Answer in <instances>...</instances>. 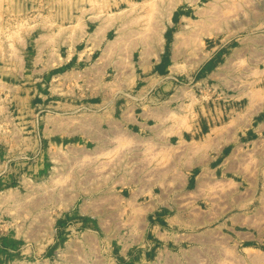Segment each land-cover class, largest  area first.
I'll return each mask as SVG.
<instances>
[{"label": "rangeland", "instance_id": "374dc122", "mask_svg": "<svg viewBox=\"0 0 264 264\" xmlns=\"http://www.w3.org/2000/svg\"><path fill=\"white\" fill-rule=\"evenodd\" d=\"M98 24L121 25L116 35L127 43L160 38L162 32L163 65L172 60L168 70H158L173 75L180 90L170 97L171 88L155 82L157 98L172 102L168 124L197 117L212 97L230 101L233 79L226 86L199 80L210 67L242 68L245 80L264 71V0H0V264H264L256 249L236 247L228 235L212 233L204 245L194 241L192 234L203 226L186 221L183 159L166 142L143 141L118 126V118L96 121L85 115L88 110L72 111L84 116L71 124L88 135L57 137L43 154L48 78L30 76V59L62 53L64 47L53 45L57 35L50 36L58 33L57 25ZM120 48L108 68L98 71L96 83L84 84L82 90L92 92L77 98L68 79L54 80L61 90L51 96V114L59 112L60 101L120 103L126 89L143 85L129 73L142 46ZM92 52L98 64L106 60L101 47ZM249 86L243 88L255 87ZM153 197L163 209L154 218L160 238L144 248L146 234L154 237L148 217ZM177 211L179 218L163 219Z\"/></svg>", "mask_w": 264, "mask_h": 264}, {"label": "crops", "instance_id": "0c3cea01", "mask_svg": "<svg viewBox=\"0 0 264 264\" xmlns=\"http://www.w3.org/2000/svg\"><path fill=\"white\" fill-rule=\"evenodd\" d=\"M89 21L92 22L93 18ZM100 24L57 25L54 28L58 33L54 31L50 36L57 35L53 45L64 47L62 53L52 57L42 52L34 54L30 59V76L40 72L48 78V82L43 79L42 93L43 154L53 142L57 143V137L79 133L85 135L86 132L83 133L77 124H71L83 120L84 115L72 111L88 110L90 113L85 115L96 121L99 117L112 122L118 118L119 125H113L136 131L143 141H164L175 156L183 159L179 166L182 174L186 172V221L203 226L202 232L192 234L194 241L198 240V243L204 245L212 233L223 237L228 235L236 247L256 249L264 258V71L245 80L242 68L230 64H216L210 67L199 80L226 86V83L233 79L235 86L230 89V101L220 102L218 98L212 97L207 104L208 108H204L201 113L197 112V117H188L182 126L180 123L168 124L166 116L172 102L168 101V104L166 100L157 98L155 82L161 81L163 90L169 86L170 97L178 96L180 90L179 86H174L173 75L162 76V71L158 70H168L172 60L170 57V63L163 65L162 32L160 38L155 37L147 42L135 39L132 41L128 38L127 43L125 38L116 35L121 25ZM160 30L163 31V27H160ZM124 44L142 46L138 51L137 62L129 73L134 75L135 82L143 81V85L134 90L131 87L126 89L124 93L127 97L120 103L114 100L60 101L55 106L59 112L51 114V96L61 90L58 89L60 86L53 83L54 80L68 79L77 98L81 97L83 92H92V87L83 91L84 84L96 83L98 71L108 68V61L115 60L120 46ZM79 46L83 48H78ZM100 47L106 53V60L104 59L102 64L93 60L92 52ZM134 51L135 48L128 60L131 56L134 58ZM52 60L55 61L54 65ZM147 74H152L154 78L149 79ZM33 82L35 79L30 81V99L35 86L31 85ZM250 82L255 85L254 88H246ZM190 92L188 94L193 97L194 91ZM217 93L212 91L209 94L213 96ZM62 110L70 112L63 113ZM32 124L34 126V120ZM30 140L29 138L28 141ZM74 141L79 144L87 142L78 138ZM153 198L154 203L152 202L148 217L154 237L147 239L146 234L143 240L144 248H150L149 243L155 241L158 236L157 228L160 227L155 224L154 218L161 216L159 211L163 209L161 203ZM170 202L173 204V199ZM174 216L179 218V213L166 215L167 218L163 219L169 221L170 217Z\"/></svg>", "mask_w": 264, "mask_h": 264}, {"label": "bare ground", "instance_id": "6f19581e", "mask_svg": "<svg viewBox=\"0 0 264 264\" xmlns=\"http://www.w3.org/2000/svg\"><path fill=\"white\" fill-rule=\"evenodd\" d=\"M71 87V86H70ZM170 129V128H169Z\"/></svg>", "mask_w": 264, "mask_h": 264}]
</instances>
